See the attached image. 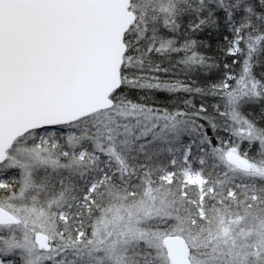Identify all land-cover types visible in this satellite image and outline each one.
I'll return each mask as SVG.
<instances>
[{"label": "snow or ice", "instance_id": "1", "mask_svg": "<svg viewBox=\"0 0 264 264\" xmlns=\"http://www.w3.org/2000/svg\"><path fill=\"white\" fill-rule=\"evenodd\" d=\"M0 264H264V0H0Z\"/></svg>", "mask_w": 264, "mask_h": 264}]
</instances>
